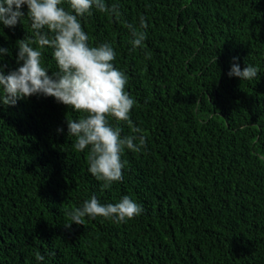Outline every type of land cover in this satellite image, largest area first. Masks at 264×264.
<instances>
[{"label":"trees","instance_id":"16d2710c","mask_svg":"<svg viewBox=\"0 0 264 264\" xmlns=\"http://www.w3.org/2000/svg\"><path fill=\"white\" fill-rule=\"evenodd\" d=\"M105 2L118 19L93 8L80 21L90 46L111 44L135 101L129 120L110 125L143 134L146 147L125 148L123 179L104 188L88 170L90 146L77 151L68 135L67 118L83 113L40 94L0 103V264H264V0ZM21 11L15 26L0 23L5 74L18 67L17 41L33 35ZM128 24L146 31L143 46L133 49ZM233 63L258 76L229 77ZM42 65L58 71L51 48ZM93 195H127L143 211L65 227Z\"/></svg>","mask_w":264,"mask_h":264},{"label":"clouds","instance_id":"9594fccd","mask_svg":"<svg viewBox=\"0 0 264 264\" xmlns=\"http://www.w3.org/2000/svg\"><path fill=\"white\" fill-rule=\"evenodd\" d=\"M63 0H0V23L12 27L25 13L22 5H27V16L31 21L32 36L17 41L18 53L15 70L4 72L5 65L0 64V103L14 106L17 101L34 94L51 96L57 102L71 106L81 112L79 119H68V135L75 137L74 148L83 151L90 146L87 155L89 172L104 181V188L123 179L121 154L125 148L139 152L146 147V137L129 135L121 137V130L110 125L108 117L118 121L129 120L130 110L135 101L125 91L127 76L112 63L116 53L109 43L90 46L89 36L84 31L80 18L92 15L95 8L101 13L119 18V6H111L105 0H68L71 10L61 6ZM127 27L132 34V46H143L146 31H141L133 24ZM140 28L146 29L144 17H140ZM51 48L58 71L49 75V70L42 65L43 49ZM0 48V53H8ZM150 58V54H149ZM3 56L0 55V60ZM238 57H233L237 60ZM22 62V63H21ZM216 62V58H215ZM259 69L250 64L241 69L233 63L228 75L243 80H253ZM62 132V128L57 129ZM133 133H141L140 128H133ZM138 141V143L136 142ZM143 208L129 196H123L119 202L102 204L95 195L83 202L82 207H75L66 212L70 222L84 224V218L101 216L113 219L116 223L141 214ZM37 260L44 256L36 254Z\"/></svg>","mask_w":264,"mask_h":264}]
</instances>
